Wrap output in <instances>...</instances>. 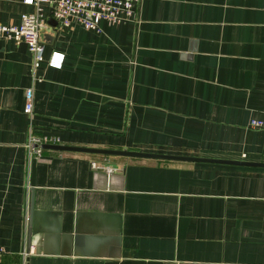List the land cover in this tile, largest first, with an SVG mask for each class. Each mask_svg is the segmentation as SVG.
<instances>
[{
  "label": "crops",
  "instance_id": "0c3cea01",
  "mask_svg": "<svg viewBox=\"0 0 264 264\" xmlns=\"http://www.w3.org/2000/svg\"><path fill=\"white\" fill-rule=\"evenodd\" d=\"M44 7L39 81L28 45L0 39V264H264V167L26 148L33 128L63 145L264 163V130L247 126L264 117V0H141L100 31L53 27ZM34 11L0 0V24Z\"/></svg>",
  "mask_w": 264,
  "mask_h": 264
},
{
  "label": "built area",
  "instance_id": "2783aa9c",
  "mask_svg": "<svg viewBox=\"0 0 264 264\" xmlns=\"http://www.w3.org/2000/svg\"><path fill=\"white\" fill-rule=\"evenodd\" d=\"M141 0H24L26 4L35 7L34 12H25L21 16L19 25L0 24V39L12 40L17 44L25 43L32 55V76L39 81L36 72L45 59V41L42 30L46 25L45 5L49 7L51 16L62 27H70L73 22L80 24L87 30L100 31V22L105 20L111 23H122L132 20L137 12ZM65 54L54 52L49 64L60 68L63 65ZM26 103L24 111L32 114L35 104L34 88L28 87L25 91ZM249 128L264 130V117H251ZM60 138L50 135H38L31 128L29 140L26 144L28 154L38 158L47 144H59ZM94 169L104 168L108 173H114L118 168L114 165L101 164L98 161L91 163ZM3 249H0L2 253Z\"/></svg>",
  "mask_w": 264,
  "mask_h": 264
},
{
  "label": "water",
  "instance_id": "95a60500",
  "mask_svg": "<svg viewBox=\"0 0 264 264\" xmlns=\"http://www.w3.org/2000/svg\"><path fill=\"white\" fill-rule=\"evenodd\" d=\"M58 22L52 21L51 25L56 27ZM44 148H50L54 150L62 151H73V152H83L91 154H102L109 156H128V157H140V158H152V159H161V160H175V161H193V162H205V163H221V164H239V165H249V166H259L264 167L263 162H245V161H235L227 159H216V158H205L198 156H183V155H173V154H162V153H152V152H143V151H134L127 149H108V148H94V147H84V146H70L63 144H47ZM35 171L33 169L32 174V185L35 184ZM34 193V190H32ZM31 213L30 218L31 222L34 216V203L32 200L31 204ZM32 231V230H31Z\"/></svg>",
  "mask_w": 264,
  "mask_h": 264
}]
</instances>
